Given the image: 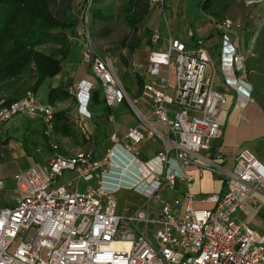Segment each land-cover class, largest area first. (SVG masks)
Returning <instances> with one entry per match:
<instances>
[{
	"label": "built area",
	"instance_id": "2783aa9c",
	"mask_svg": "<svg viewBox=\"0 0 264 264\" xmlns=\"http://www.w3.org/2000/svg\"><path fill=\"white\" fill-rule=\"evenodd\" d=\"M164 1L150 0V5L163 10ZM241 2L249 8L264 0ZM91 5L88 0L78 16L81 61L101 84L105 105L116 109L128 102L139 124L124 137L112 134V146L102 158L92 152L64 156L53 145L47 162L14 177L20 196L14 207L0 209V264H264V235L246 230L235 219L243 205L264 190V163L243 150L233 171H227L211 155L213 143L221 137L220 116L227 99L213 89L203 50H189L169 37L166 51L149 56L146 70L153 80L142 95L151 101L152 111L141 116L112 60L95 47ZM232 27L230 19L219 24L224 32L222 62L242 73L246 59L231 42ZM160 39L155 31L153 42ZM164 68L175 77L174 96L167 93L170 80L158 79ZM91 89L83 83L73 89L81 117L90 118ZM57 112V107L42 104L32 93L9 105L3 100L0 136L17 117L42 122L49 136ZM157 141L162 150L150 160H140L142 144ZM193 168L200 175L211 172L222 179L225 192L198 199L189 189ZM128 173L136 177L135 183L123 180ZM5 184L0 179V193ZM179 184L185 188L183 199L160 201L153 208L164 190L176 192ZM122 189L135 192L146 203L134 211L126 207L119 215L117 194Z\"/></svg>",
	"mask_w": 264,
	"mask_h": 264
},
{
	"label": "crops",
	"instance_id": "0c3cea01",
	"mask_svg": "<svg viewBox=\"0 0 264 264\" xmlns=\"http://www.w3.org/2000/svg\"><path fill=\"white\" fill-rule=\"evenodd\" d=\"M204 2L205 0H165L163 10L160 6L155 8L150 6L147 18L138 26L137 47L130 53V59H127L130 62L128 71L119 61L120 51L123 54L126 53L121 47L126 37L116 45L110 43L109 38L113 34L111 29L108 37L99 39L100 42H105V44L101 43V48L105 49L104 45L107 48L105 50L107 53L104 52L102 56L112 60L118 77L121 82H124L122 84L129 98L136 102L139 114L148 116L152 111V103L144 98L142 93L144 86L153 80L146 70L149 56L154 52L166 51L169 37L179 40L189 50H203L208 59L207 73L212 79L213 89L227 99V105L220 116L221 137L213 143L211 155L217 158L218 163L227 171H233L236 157L243 150L264 163V3L248 8L241 0H209L206 5ZM126 3V0L115 3L105 1L101 9L107 10L115 7L123 13ZM226 19L233 21V27L229 32L231 42L238 53L246 59L245 71L242 73L233 71L222 62L224 32L220 30L219 24ZM155 31H159L162 37L157 43L152 40ZM122 33L130 34L126 23L122 25ZM259 43L260 48L257 47ZM70 45V55L64 62L63 71L53 79L47 80L36 94L42 104H47L48 92L58 87L69 88V93L73 96H76L73 89L80 83L91 85V92L101 88V84L92 75L91 69L83 65L81 61V41L72 38ZM116 47L117 49H114ZM119 69L122 71L120 75ZM158 79L170 80L167 93L174 96L175 77L169 75V71L164 68ZM30 86L31 83L28 80L3 85L2 88L0 87V102L3 100L16 101L24 97L30 93ZM247 94H250L249 102ZM101 100L104 102L103 94H101ZM67 103L69 101L59 103L57 106L61 107V110L58 111H67L69 109ZM79 107L78 104V109L72 112L71 116L74 118L72 120L67 112L70 122L73 123L72 132L76 133L75 138L64 137L57 133H53L51 138H45L43 134H46V129L40 121L30 120L32 123L37 122V125L41 124L40 128L35 130V134L41 133L45 141L44 146L36 150V157L33 155L28 158L29 153H26L28 150L26 147L24 149L22 144L17 148L16 146L5 148L0 144V179L6 182L4 190L0 193V209L14 207L16 198L20 196L14 177L34 164L47 162L53 152V145L58 147L59 154L63 152L66 156L78 152H92L95 158H102L112 146L110 141L112 134L124 137L128 130L137 126L140 121L138 114L128 102L116 109L105 111L97 110V106H94L95 110L90 118L81 117ZM170 110L173 113L177 112L176 107H170ZM10 128V126L6 128L4 135H7ZM158 129L163 133L166 132L162 126H158ZM11 131L12 129L9 134ZM84 141L88 143L85 144ZM162 148L161 141L144 143L140 147L139 159L150 160ZM19 161L25 165L24 171L17 167ZM190 173L194 180L189 189L198 199L211 195L220 196L225 192L224 181L211 172L200 175L198 170L193 168ZM92 185L94 184H85L83 187ZM184 191V186L179 184L177 191L172 192L171 197L183 199ZM202 207L211 209L213 206L202 204ZM130 208L134 211L139 207L131 205ZM235 219L246 230L264 235V190L257 193L253 201H247Z\"/></svg>",
	"mask_w": 264,
	"mask_h": 264
},
{
	"label": "trees",
	"instance_id": "16d2710c",
	"mask_svg": "<svg viewBox=\"0 0 264 264\" xmlns=\"http://www.w3.org/2000/svg\"><path fill=\"white\" fill-rule=\"evenodd\" d=\"M71 1L73 2V0H0L1 88L11 82L17 84L21 80L24 82L28 80L31 83L29 92L36 96L47 80L53 79L63 71L64 62L70 55V39L79 37L80 9L88 0H74L78 11L72 19L69 18ZM105 1L115 3L120 0H92L89 14L90 31L94 42L95 38H106L111 33L109 27L103 28L95 35L93 32L97 22L109 24L113 21L112 7L107 10L101 9ZM126 1L123 14L130 34L121 43L126 53L120 51L119 61L128 71L129 55L137 47L138 26L147 18L151 5L150 0ZM207 2L209 0H205L204 4ZM120 73L122 74V71L119 69V75ZM101 94V88L90 94L88 110L91 116L95 110L94 106L100 111L109 110L101 100ZM67 101L78 102L77 97L69 93V88L58 87L48 92L47 105L56 107L59 103ZM13 102L15 100H5L7 105ZM40 123L44 126L42 122ZM72 127L73 123L70 122L67 111H58L54 119L53 133L75 138L76 133L72 132ZM84 143L87 144L88 141Z\"/></svg>",
	"mask_w": 264,
	"mask_h": 264
},
{
	"label": "rangeland",
	"instance_id": "374dc122",
	"mask_svg": "<svg viewBox=\"0 0 264 264\" xmlns=\"http://www.w3.org/2000/svg\"><path fill=\"white\" fill-rule=\"evenodd\" d=\"M73 2H74V0H73ZM73 2L71 1V3H70V9H69V12H70L69 18L70 19H72L78 11L76 9V6H75L76 3H73ZM112 12H113V21L109 24H101V23L97 22V24L94 26L93 32L95 35L98 32H101L103 30V28L105 29V28L109 27L113 32V34L109 38V40L111 41L110 43L116 45V44L120 43V41L124 37H126L128 33H126V34L122 33V25L125 24V15L121 11H119V9H116L115 7L112 8ZM80 35H81V27H80V30L78 32V36H80ZM72 38H74V37H71V39ZM101 43L105 44V42L104 43L102 41L100 42L98 38H95L94 44H95L97 51L101 55L104 54V52L106 54L107 53L105 51V50H107L106 45H104L105 49H103V48H101ZM257 47L260 48V43L258 44ZM114 49H117V47ZM123 84H124V82H123ZM66 105H68L67 107H69V109H67V112H69L70 116L74 110L78 109V102H76V101H69V103H67ZM57 108H58V110H61V107L57 106ZM72 119H74V118H72V116H71L70 120H72ZM40 125H37V122H34V123L30 122V120H28L27 118H22V117L15 118L10 123L7 124V127L10 126L11 127L10 129H12L11 134H9V132H10V129H9L7 131V135L0 137V144H2V146L5 148L7 146H16V148H17V147H20L22 144L23 148L25 149V147H26L28 150V151H26V153H29L27 155L28 158L33 156V155H35V157H36V155H37L36 150L40 149V147H43L45 144V141L42 138L41 133H39L37 135L35 134V130H38L40 128ZM7 127H5V130ZM43 132L45 133V131H43ZM52 134H50L49 136H47L46 134H43V136L45 138H47V137L51 138ZM48 140H47L46 144L48 143ZM31 147H33V149ZM27 157H25V158H27ZM17 159H19V158H17ZM17 167L23 171L25 169V165L23 163H21V161H19L17 163ZM131 176H132V178H130ZM134 179H136V177H133V175H130L129 173L127 175L123 176L124 181H129L131 183H135ZM83 186L84 185L82 184L81 189L84 188ZM171 194H172V192L164 190L162 195L160 196L161 199L157 198L155 201H153V204H152L153 208L160 201H166V200L171 201V200H173L174 198L171 197L172 196ZM117 200H118V214L119 215L121 213L123 214L126 207L130 208L131 205H137L138 207H142L143 204L146 203V201H147L145 198L139 197L138 194H136L135 192L128 190V189H122L121 191H119L117 194Z\"/></svg>",
	"mask_w": 264,
	"mask_h": 264
}]
</instances>
